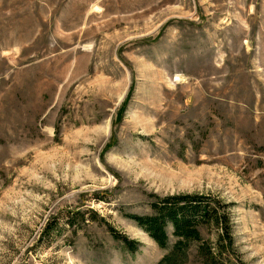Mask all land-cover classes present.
Returning a JSON list of instances; mask_svg holds the SVG:
<instances>
[{
  "label": "rangeland",
  "instance_id": "1",
  "mask_svg": "<svg viewBox=\"0 0 264 264\" xmlns=\"http://www.w3.org/2000/svg\"><path fill=\"white\" fill-rule=\"evenodd\" d=\"M182 195L264 264V0H0V264H161L129 216Z\"/></svg>",
  "mask_w": 264,
  "mask_h": 264
},
{
  "label": "trees",
  "instance_id": "2",
  "mask_svg": "<svg viewBox=\"0 0 264 264\" xmlns=\"http://www.w3.org/2000/svg\"><path fill=\"white\" fill-rule=\"evenodd\" d=\"M152 209V216H129V218L163 249L169 247L168 228L172 226L176 243L161 264H177V260H180L190 248L191 243L199 244V252L207 257L209 264H226L222 250L232 249L234 242L229 215L221 210L218 201L200 195L171 196L153 203ZM206 224L215 225L221 232L218 254L202 239L200 227ZM111 232L114 238L123 242L130 252L138 250L140 246L138 242L129 240L113 230Z\"/></svg>",
  "mask_w": 264,
  "mask_h": 264
}]
</instances>
